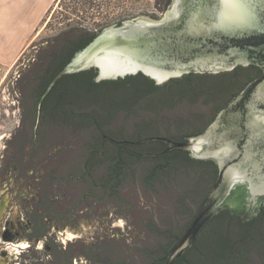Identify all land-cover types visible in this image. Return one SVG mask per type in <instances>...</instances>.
Masks as SVG:
<instances>
[{
	"label": "flooded vegetation",
	"instance_id": "af4514ba",
	"mask_svg": "<svg viewBox=\"0 0 264 264\" xmlns=\"http://www.w3.org/2000/svg\"><path fill=\"white\" fill-rule=\"evenodd\" d=\"M41 60L36 53L20 72L16 82L20 119L1 156L0 264H74L79 256L93 264L92 245L88 249L87 244L82 251L80 240L116 235L152 239L149 246H141L155 253L149 264H164L167 255L189 233L220 177L216 161L197 160L192 151L169 143L186 144L204 133L237 94L264 76V70L250 64L219 74H189L176 79L179 82L158 85L161 88L151 96H166L161 107H172L176 94L187 93L184 98L193 105L202 101L209 113L182 116L176 122L170 119L169 132L150 134L147 131L155 121L127 128L115 126L117 119L95 120L103 115L95 114L94 109L93 80L97 82V74L93 77L88 70L65 74L50 87L63 70H47L51 66ZM128 83L132 90L133 82ZM201 84L214 85L209 98ZM150 138L157 139L145 142ZM142 162L146 166L138 172L136 164ZM196 168L199 177L191 183ZM133 188L142 197L140 205L159 208L154 216L133 217L128 206L138 205L123 194V190ZM257 201L256 212L232 206L209 218L193 246L175 264H198V259L209 257L203 240L217 233L232 255L243 253L240 247L237 250V244L264 234V197H257ZM194 204L197 209L190 216ZM110 208L111 214L126 218V230L111 228L95 233L94 217L110 214ZM81 223L89 229L80 228ZM70 233L80 240L62 249V237L71 241ZM167 240L177 241L169 246ZM235 256L220 264H234Z\"/></svg>",
	"mask_w": 264,
	"mask_h": 264
},
{
	"label": "water",
	"instance_id": "95a60500",
	"mask_svg": "<svg viewBox=\"0 0 264 264\" xmlns=\"http://www.w3.org/2000/svg\"><path fill=\"white\" fill-rule=\"evenodd\" d=\"M250 64L264 70V0H172L161 20L138 16L104 29L50 87L65 74L90 69L97 82L143 74L162 85ZM169 144L197 160L216 161L220 170L189 233L165 258L164 264H175L223 208L258 210L257 197H264V76L237 94L204 133Z\"/></svg>",
	"mask_w": 264,
	"mask_h": 264
},
{
	"label": "rangeland",
	"instance_id": "374dc122",
	"mask_svg": "<svg viewBox=\"0 0 264 264\" xmlns=\"http://www.w3.org/2000/svg\"><path fill=\"white\" fill-rule=\"evenodd\" d=\"M157 0H0V163L1 156L6 147L8 137L15 131L19 119L20 111L18 109V97L16 93V82L19 79L20 72L26 69V65L36 55L37 51L46 46L48 41L56 36L68 24L74 27H81L90 32H102L107 27L133 17H145L151 20H161L166 14V7H159ZM162 4L164 2L162 1ZM164 6V5H162ZM124 102L131 99H141L137 94L131 92L122 93ZM166 96H148L144 100H139L140 104L136 107L124 109L118 106V110L110 114H106L105 119H117L115 126H124L132 128L134 124H150L155 121V125L149 128L148 133H167L170 131V119L176 122L182 116L196 115L199 112H207L206 104L200 101L194 104L186 98L178 97L174 100V105L170 108L161 107L160 103L166 101ZM106 103L101 104V112H103ZM94 105V109H95ZM95 110H99L98 108ZM132 111L127 114L126 112ZM98 112H95L97 114ZM209 113V111L207 112ZM182 121H180L181 123ZM154 124V122H153ZM151 124V125H153ZM184 127V125H182ZM146 165L136 164L137 171ZM193 169V168H191ZM140 176V175H139ZM199 177L198 170L191 173V183ZM137 178V174L135 175ZM134 178V179H135ZM133 183V182H132ZM200 186H204L202 181ZM208 183L206 182V187ZM123 190V194L128 199H134L135 204L129 207L133 217L141 219L148 214L154 216L153 207L140 205L139 199L142 198L139 191ZM200 189V188H199ZM131 196V197H130ZM142 200V199H141ZM196 203V201H195ZM162 208V207H161ZM196 206L191 208L189 213L192 216L196 210ZM163 214L165 210L162 208ZM110 214L100 217H94L92 230L95 233L109 231L111 228L119 232L126 230L127 220L122 215ZM162 213V212H161ZM126 215V214H125ZM148 215V216H149ZM131 219V218H130ZM109 226V227H108ZM80 228L89 229L84 223ZM111 235H114L111 233ZM68 237L71 241H67V237H62V249L70 244H76L77 240L73 239L70 233ZM152 240V239H150ZM143 240L139 237H119L111 236L93 237L81 239L80 242L86 251L92 245L91 255L93 256V264H149L150 257L147 259L139 254L142 250L141 246H149L152 241ZM221 238V234H211L203 240V247L208 251L209 257L198 259V264H220L226 258L232 257V251ZM237 250L243 251L238 253L237 260L232 261L234 264H264V234L253 235L246 242L237 244ZM240 247V248H239ZM253 252V253H252ZM251 254L255 256L251 257ZM112 257V260L107 258ZM113 263V264H114ZM74 264H88L84 256L74 260Z\"/></svg>",
	"mask_w": 264,
	"mask_h": 264
},
{
	"label": "trees",
	"instance_id": "16d2710c",
	"mask_svg": "<svg viewBox=\"0 0 264 264\" xmlns=\"http://www.w3.org/2000/svg\"><path fill=\"white\" fill-rule=\"evenodd\" d=\"M162 1L164 2V4H162ZM156 3L159 7L167 8L171 5L172 0H157ZM99 33L100 32H90L84 28L74 27L71 24H68L56 36L51 38L46 46L40 48L37 54H39L42 57L43 60L41 61L43 63L47 62L48 66H51L48 67L47 70H53L54 72L57 73L58 71L63 70L65 66L69 64V62L72 60L75 54L78 51L85 48ZM88 72L93 74L92 75L93 77H95V75L97 74V71L95 69L88 70ZM144 77L145 76L143 74H138L134 76H128L126 78H121L118 80H107L101 83H97L95 82V80H93V88H94L93 102L94 105L96 106L95 109L97 108L99 109V110H95V112L99 113L101 111L102 103H106L105 106H107L103 110V115H97V117H95V120L99 118H104L106 117V114H110L114 111H117L118 106L127 109L139 105L138 104L139 100L129 99L124 102V104L128 106L125 107L122 106L121 103L124 100L122 97V93L131 92L132 94H136V95L138 94L141 97V100H144L146 97L151 96L152 93H157L161 87H159L152 79L144 78ZM143 78L145 79V81L143 80ZM179 81L180 80H176V79L171 80V82H179ZM128 82H133L131 86L132 90L128 89L130 85ZM200 86L205 87L206 97L209 98V96L211 95L210 89L214 88L213 87L214 85L201 84ZM185 94L187 93L176 94V95L178 97L184 98ZM157 95H159V93ZM131 112L132 111L130 110L129 113ZM167 241H168V245L171 246L170 243L171 242L174 243L177 240H167ZM139 254L145 257L146 259L147 257L149 258L155 255L153 250L148 249L147 252L146 248L142 249L139 252ZM107 259L111 261L112 257H109ZM113 263L114 262L110 264Z\"/></svg>",
	"mask_w": 264,
	"mask_h": 264
}]
</instances>
